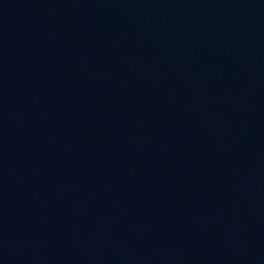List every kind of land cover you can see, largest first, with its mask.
I'll return each mask as SVG.
<instances>
[{
  "label": "water",
  "instance_id": "obj_1",
  "mask_svg": "<svg viewBox=\"0 0 264 264\" xmlns=\"http://www.w3.org/2000/svg\"><path fill=\"white\" fill-rule=\"evenodd\" d=\"M0 264H264V0H0Z\"/></svg>",
  "mask_w": 264,
  "mask_h": 264
}]
</instances>
